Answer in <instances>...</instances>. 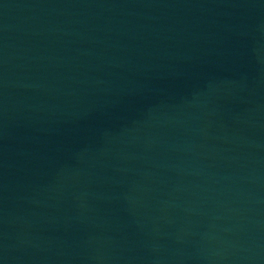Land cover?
I'll use <instances>...</instances> for the list:
<instances>
[{
    "label": "water",
    "instance_id": "95a60500",
    "mask_svg": "<svg viewBox=\"0 0 264 264\" xmlns=\"http://www.w3.org/2000/svg\"><path fill=\"white\" fill-rule=\"evenodd\" d=\"M0 264H264V0H0Z\"/></svg>",
    "mask_w": 264,
    "mask_h": 264
}]
</instances>
